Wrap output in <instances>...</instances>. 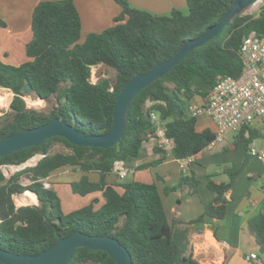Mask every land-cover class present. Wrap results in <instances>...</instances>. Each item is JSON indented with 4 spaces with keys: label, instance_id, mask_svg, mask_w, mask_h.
<instances>
[{
    "label": "trees",
    "instance_id": "16d2710c",
    "mask_svg": "<svg viewBox=\"0 0 264 264\" xmlns=\"http://www.w3.org/2000/svg\"><path fill=\"white\" fill-rule=\"evenodd\" d=\"M115 1L122 7L115 24L89 33L83 42L74 0H42L36 5L33 36L26 45L29 60L19 65L0 60V91L14 94L10 112L0 122V140L56 118L87 135L107 134L114 125L115 106L124 85L173 57L187 42L203 36L223 19L235 0H187L188 14L179 9L154 14L132 6L128 0ZM0 26H6L1 17ZM252 31L264 36V2L257 13L235 16L217 37L193 49L171 71L139 91L127 113L125 134L112 147L78 146L65 137L54 136L43 144L1 156L0 246L18 254L36 255L59 238L80 230L119 239L131 252L134 264H200L190 251V231L205 215H226L230 181H209L215 195L208 210L196 220L182 221L168 216L156 183L131 179L111 184L106 176L113 172L115 161L142 157L145 143L156 135L152 111L159 114L173 142L171 153L175 158L205 150L216 134L209 128L199 130L188 106L193 100L205 101L222 78L242 74L240 47ZM97 64L114 68L115 80L104 77L93 82L92 69ZM27 85L42 99L55 95L57 104L48 113L28 108L24 99ZM252 128L249 125L239 130L236 146L249 150L259 135ZM56 143H63L69 150L54 152ZM37 154L43 156L36 164L5 174L4 165L20 166ZM146 166L140 164L138 168ZM64 167L99 173V181L86 175L71 187L73 193L82 196L101 191L104 202L97 207L99 199L95 198L65 213L58 192L45 186L51 174ZM234 176L230 171L231 180ZM23 177L30 182L24 184ZM199 184L195 174L182 173L178 184L166 186L165 192L185 189L187 194L197 195ZM26 191L37 196V204H17L15 196ZM249 225L264 253V212L251 217ZM90 262L118 264L106 251L86 246L76 249L69 264Z\"/></svg>",
    "mask_w": 264,
    "mask_h": 264
},
{
    "label": "crops",
    "instance_id": "0c3cea01",
    "mask_svg": "<svg viewBox=\"0 0 264 264\" xmlns=\"http://www.w3.org/2000/svg\"><path fill=\"white\" fill-rule=\"evenodd\" d=\"M40 1L42 0H0V17L6 22L5 27L0 26L2 62L19 65L29 60L26 55V45L33 36L32 15ZM128 1L132 6L154 14H168L173 9L183 10L188 6L187 0ZM74 3L80 14L83 39L91 32H101L114 25L115 18L122 11V7L115 0H74ZM252 126L255 127L252 129L257 130L259 134L253 142L259 148H264L263 122H254ZM197 127L199 130L209 128L216 133L215 123L205 115L197 118ZM232 133V138L225 140L220 150L215 149L219 142L213 148L197 154L196 161L190 168V174H195L200 180L197 195H189L185 189L165 192L166 186L178 184L182 171L177 159L173 155L164 156L155 146L154 141L145 143L141 160L130 157L124 161L129 171L125 179L119 180L115 172L106 176V181L111 184H119L131 179L156 183L168 216L182 221L196 220L208 210L215 195L208 186L209 181L217 184L230 181L231 188L226 193L229 199L226 215L223 218L205 215L192 226L190 231V251L200 264H264V258L255 250L256 236L249 225L251 217L264 212V166L256 157L251 156L244 146L235 145L239 130ZM140 164L147 166L138 168ZM58 171L62 172L57 174ZM69 171L76 173L78 170L61 168L51 174L46 181L57 192H59L57 185H61L65 192L73 193L70 183L73 182L72 179L63 178L64 175L58 176ZM230 171L235 173L232 180ZM82 172L78 173L82 174ZM83 173H85L83 176L87 175L92 181L100 179L99 173ZM93 173L98 176L91 177ZM51 179L55 181L50 182ZM117 189L123 191L121 186H117ZM58 194L61 196L60 192ZM73 195L77 194L73 193ZM95 198L99 199L97 207L104 202L101 191H97L86 195L87 200L84 204H89ZM251 253H257L260 261L248 260L247 256Z\"/></svg>",
    "mask_w": 264,
    "mask_h": 264
},
{
    "label": "water",
    "instance_id": "95a60500",
    "mask_svg": "<svg viewBox=\"0 0 264 264\" xmlns=\"http://www.w3.org/2000/svg\"><path fill=\"white\" fill-rule=\"evenodd\" d=\"M256 1L257 0H235L232 8L228 10L223 19L213 25L203 36L187 42L167 61L158 63L149 71L139 73L131 78L124 85L118 96L115 106L114 125L107 134L87 135L85 132L80 131L66 121L56 118L34 128L18 130L0 140V157L27 147L43 144L47 139L54 136L65 137L71 143L78 146L100 148L114 146L125 134L127 113L137 93L171 71V69L179 64L193 49L203 46L208 41L217 37L235 16L245 12ZM1 88L7 89L4 87ZM31 92V86L27 85L25 87V94H30ZM42 156L43 155H41L40 158H42ZM38 161L39 160H37V162ZM24 165L29 164L26 162L18 166V168L13 170L10 174L22 168ZM22 205H33V203H22ZM83 246L94 250L106 251L118 264H134L131 252L119 241V239L109 235H92L80 230L73 232L67 237L59 238L51 247L36 255L18 254L5 250L0 246V261L5 264H69L76 249Z\"/></svg>",
    "mask_w": 264,
    "mask_h": 264
},
{
    "label": "built area",
    "instance_id": "2783aa9c",
    "mask_svg": "<svg viewBox=\"0 0 264 264\" xmlns=\"http://www.w3.org/2000/svg\"><path fill=\"white\" fill-rule=\"evenodd\" d=\"M264 0H257L251 7L258 11ZM243 61V71L238 78L227 76L222 78L210 91L205 101L193 100L188 106L189 114L199 118L207 116L216 125V136L205 149L213 148L222 142L229 132L238 131L254 122L264 124V36L252 31L246 35L240 47ZM3 112L0 111V118ZM156 126V135L151 140L164 156L172 155V140L167 136L159 114L150 113ZM249 154L256 157L264 166V148H257L251 143ZM197 154L183 158H176L182 173H189L192 164L196 161ZM119 180L125 179L129 171L124 160H117L113 166ZM45 186L50 183L45 181ZM248 260L260 261L257 253L247 256Z\"/></svg>",
    "mask_w": 264,
    "mask_h": 264
},
{
    "label": "rangeland",
    "instance_id": "374dc122",
    "mask_svg": "<svg viewBox=\"0 0 264 264\" xmlns=\"http://www.w3.org/2000/svg\"><path fill=\"white\" fill-rule=\"evenodd\" d=\"M185 14H188L189 13V8L188 6L182 10ZM244 13H257V11H255L252 7H250L249 9H247ZM85 40V38L83 39L82 37H80V42H83ZM104 77H107V78H110L112 81L115 80V77H116V70L108 65H105V64H97L93 67L92 69V81L93 82H97L98 80H100L101 78H104ZM9 90V89H7ZM11 92V90H10ZM10 92H1L0 91V95H5V94H9L11 95V101H12V94ZM13 93V92H12ZM24 99L26 101V105L28 108L30 109H34L36 111H39V112H44V113H48L52 110V108L54 107V105L57 104V98L55 95L49 97V98H40L38 97L35 93L31 92L30 94H25L24 96ZM11 101L9 102L8 106H3V107H0V111L3 112V115L1 116L0 118V122L4 121L7 117V115L9 114L10 112V103ZM227 138H225L222 142H220L216 147L215 149L216 150H220L222 148V144H224L227 140V139H231L232 136H233V133L232 132H229L227 135ZM225 141V142H224ZM224 142V143H223ZM257 146V145H256ZM257 148H259L257 146ZM54 152H57V151H68L69 149L63 144V143H56L54 146H53V149H52ZM41 157V154H37L35 155L34 157H32L30 160L27 161V164L29 165H34L35 162H37V160H39V158ZM138 159H142L141 157L138 158ZM3 170L5 172V174L7 175H10V173L17 169L18 166H15V165H4L3 167ZM62 171H58V173H60ZM80 172V170L76 171L75 172H71L69 171L68 173L66 174H59L58 176L59 177H62L63 175V178H66V179H72V181H78L82 178V176L85 174L82 172L81 173H78ZM68 174V175H67ZM78 174L79 177L77 176ZM96 177L98 176L97 174L93 173L91 175V177ZM52 181H55V179H51L50 182ZM64 181H68V180H64ZM70 181V180H69ZM22 182L24 184H28L30 182L29 178L27 177H23L22 178ZM72 183V182H70ZM68 186V185H67ZM57 190L60 192L61 196V203H62V209L65 213H68L72 210H75V209H78L82 206H84L85 202H86V195L85 196H82L80 194H77V195H73V193H71L69 191H64V188L63 186L61 185H57ZM26 192H30V191H26ZM24 192V193H26ZM58 192V193H59ZM23 194V193H21ZM21 194H18L15 196V200L17 202L18 205H22L23 204H30V203H33V204H37L38 202V199H37V196L36 198H32V199H27L25 200V202H22L20 201L19 199V196ZM76 194V193H74ZM255 246H256V251L262 256V258H264V253L261 251L260 249V245L255 243ZM84 264H96V263H93V262H90V263H84Z\"/></svg>",
    "mask_w": 264,
    "mask_h": 264
},
{
    "label": "bare ground",
    "instance_id": "6f19581e",
    "mask_svg": "<svg viewBox=\"0 0 264 264\" xmlns=\"http://www.w3.org/2000/svg\"><path fill=\"white\" fill-rule=\"evenodd\" d=\"M10 101H11V95L9 94L0 95V107L8 106ZM19 198L21 201L24 202L27 199L36 198V196L33 192L30 191V192L21 194Z\"/></svg>",
    "mask_w": 264,
    "mask_h": 264
}]
</instances>
